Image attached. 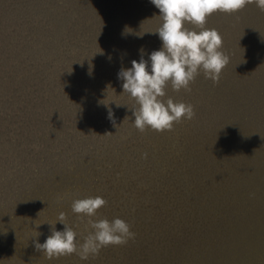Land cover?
<instances>
[{"label":"water","instance_id":"water-1","mask_svg":"<svg viewBox=\"0 0 264 264\" xmlns=\"http://www.w3.org/2000/svg\"><path fill=\"white\" fill-rule=\"evenodd\" d=\"M102 1L0 0L2 34L7 27L22 32L32 26V21H45L47 27L38 34L37 40H17V36L16 41L9 40V53L15 60L33 61L39 66L40 73L36 76L48 85L49 99L55 104L51 117L54 124L70 125L76 135L82 137L87 133L88 137H93L91 147L81 140L83 151L79 158L74 156L63 164L52 160L44 164L51 170L46 167L47 172L40 181L38 176L32 178L35 177L29 173L32 169L25 171L21 157L14 158V150L4 154L7 148L0 144V233L9 242L19 240L20 235L25 236L29 224L34 228L31 220L36 216L32 214L37 212L39 195L46 196L44 203L53 211L55 200L61 199L68 184L74 182L78 187V183L82 185L95 174L99 165L105 169L120 160L114 185L122 189L121 193L128 189L131 207L128 206L125 214L135 234L129 242L143 245L154 238L151 248L159 251L154 256V249H137L138 256L140 250L145 254L140 264L239 262L237 253L226 240L228 224L225 220L245 214L238 205L239 192L255 196L245 202L250 205L249 213L257 212L263 203V190L246 183L245 179L255 175L257 163L264 165V125L257 122L264 121V11L253 3L232 14L217 11L209 16L218 20L206 22L204 27L222 32V51L229 56L231 68L225 67L218 84L203 76L206 83H192L191 91L176 92L168 87L172 92L167 90L165 99L171 97L174 102L193 105L194 117L174 124L171 131L156 132L147 128L141 132L134 126L130 102L135 101L128 93L120 91L123 81L117 74L120 67L130 68L133 59L139 61L140 53L135 47L146 45V60L152 51L161 48L162 42L156 34L148 33L156 31L162 23L159 9L151 0H104L103 4ZM116 1L128 8L134 6V12H127V17L134 22L123 21L119 30L108 24V32L101 34L99 24L108 18L122 21L115 8ZM99 10L104 17L98 14ZM228 17L238 20H226ZM142 18H151L149 26L141 24ZM188 27L194 26L189 24ZM83 29H89L90 47L109 55L99 63L76 65L67 78L59 76V66L65 63L64 58L73 48L69 45L70 38ZM112 34L118 35L119 42ZM121 40L124 42L120 43ZM58 85L54 91V86ZM259 97L262 106L256 104ZM116 103L125 107L120 109ZM109 110L116 126L108 118ZM126 141L134 144V153L125 149ZM26 146H21L23 152ZM16 151L19 155L18 149ZM9 156L10 162H5ZM55 165L59 170H55ZM256 176L264 178V172ZM150 199L155 203L154 214L147 204ZM22 207L23 211L29 210L30 217L20 211ZM66 212L69 216V207ZM246 214L243 215L245 220L238 223L244 231L248 227ZM263 227L261 225L260 229ZM83 235H87L85 231ZM186 236L181 243L183 249L178 250L173 243ZM240 245L239 250L253 252L255 260L264 264L263 246L260 254L255 252L244 234ZM115 247L110 253L116 260L133 264L131 260H124L126 249L132 247H124V244Z\"/></svg>","mask_w":264,"mask_h":264},{"label":"rangeland","instance_id":"rangeland-1","mask_svg":"<svg viewBox=\"0 0 264 264\" xmlns=\"http://www.w3.org/2000/svg\"><path fill=\"white\" fill-rule=\"evenodd\" d=\"M133 7H129L128 11H119L118 17L122 21L134 22L131 18L127 17V12L134 10ZM98 14L100 16L103 15L101 10L98 11ZM107 20L110 19L108 18ZM104 25V23L101 24V26ZM28 27V29L22 32H19L17 29L13 30L10 27L5 28L6 30L3 34L0 31V144H4L7 148L4 154L14 150V158L21 157L25 171L32 169V172H29L32 176L35 175L32 178L36 179V176H38L37 179L40 181L43 174L47 172L45 168L47 167L49 172L51 170L50 167H45L44 164H49L51 160L63 164L64 161H68L74 156L79 158L80 152L83 151L81 140L85 145H90L93 137H88L87 133H83L82 137L79 134L76 135V131L70 125L64 124L61 127L55 125L56 122L51 118L55 104H52L51 99H49L48 85L41 83V80L36 76L40 73L39 66L35 65L33 61L29 63L21 59L15 60L9 53V40L16 41V39L22 40L23 38H32V41L34 39L37 40L38 34L44 31L43 28L47 27V24L44 20L39 19L38 21H32V26ZM88 30L83 29L79 34L76 33L75 36L70 38L69 45L73 48L68 57L64 58L65 63L59 66V76L67 78L71 76L76 65L81 66L90 62L99 63L109 55L107 52L104 53L99 49L90 47ZM15 36H17L16 39ZM46 81L47 79L44 82ZM59 86H54V91ZM126 143L125 149L131 152V154L134 153V144L130 141H126L124 144ZM25 145L28 146L24 148L25 152H23L21 146ZM16 149H18L19 155ZM67 154L70 156L66 157ZM126 155L128 154L126 153ZM4 161L10 162V156L4 159ZM4 161L3 163H5ZM119 163L120 160L115 165L108 164L110 167H106L105 169L99 165L95 174H91L88 181H84L82 185L78 183V187H76L74 182L68 184L65 190H63V195L60 196L61 199L55 200L54 206L56 208L53 211L49 210L46 203H44V197L46 196L39 195L41 199L36 205L37 212L32 214L33 216L36 215L31 220L33 221V229L30 228L32 223L29 224L25 236L20 235V239L17 241L11 239L12 242L7 241L4 234L0 233V264H94V260L101 254V257L96 261L97 264L99 262L101 264H122V261L116 260L113 257L114 255L112 256L110 253L113 251L115 245L102 248L98 255L90 256L86 261L81 260L76 254L49 260L43 252L38 253L35 247L36 242L42 244L51 235V226L47 222L54 223L60 213L67 214L66 210L68 211V207L69 216L66 215V223L75 228L78 233L77 240L82 242L83 231L86 234L88 231L86 227L87 218H84L82 221L71 209L73 200L78 198L102 196L107 200V204L98 210V214L94 219L107 218L111 221L119 217L130 225V230L132 231L131 220L127 219V214H125L128 206L131 207L127 195L128 189L121 193L122 189L114 185L115 176L118 175ZM9 169L10 167L6 168V170ZM52 169H54L53 166ZM55 170H59L58 165H55ZM66 202H68L67 205H65ZM147 204L153 213L154 200H148ZM20 211L24 212L28 217L31 216L28 215L29 210L23 211V207ZM38 224L40 225L37 226ZM10 227L12 228V226ZM55 228L62 231L64 225L57 221ZM38 233H40L39 236H37ZM129 240L124 244V247H132V249H126L125 253L127 255L124 260L126 259L125 262L131 260L133 264H138L135 262V259L139 258L141 261L142 255L138 256L136 254L139 252L137 249L144 248L149 250L153 245L154 238L145 241L143 245L129 242Z\"/></svg>","mask_w":264,"mask_h":264},{"label":"clouds","instance_id":"clouds-1","mask_svg":"<svg viewBox=\"0 0 264 264\" xmlns=\"http://www.w3.org/2000/svg\"><path fill=\"white\" fill-rule=\"evenodd\" d=\"M151 3L159 9L162 23L156 31L148 33L158 34L162 46L152 51L147 60L141 48L139 61L133 59L131 67L122 68L117 76L123 81V92L135 101L131 108L134 126L141 132L147 128L165 132L195 115L193 105L174 102L171 97L165 99L168 87L176 92L191 91L190 85L201 73L218 84L222 70L230 62L222 51V35L215 28L204 27L207 18L217 11L232 14L253 3L264 11V0H151ZM189 24L194 27L189 28ZM108 118L116 126L111 110ZM106 204L107 200L99 195L73 200L72 212L82 221L87 218L88 231L82 242L77 240L75 228L66 223V214L60 213L54 223L47 222L51 235L42 244L36 242V249L49 260L76 254L86 261L104 247L127 243L135 234L125 220L94 219ZM57 221L64 225L62 231L56 230Z\"/></svg>","mask_w":264,"mask_h":264},{"label":"trees","instance_id":"trees-1","mask_svg":"<svg viewBox=\"0 0 264 264\" xmlns=\"http://www.w3.org/2000/svg\"><path fill=\"white\" fill-rule=\"evenodd\" d=\"M103 2H104V0L102 1V4H103ZM115 8L118 11H121V10L128 11V6L127 5H125V4L122 5L120 2H117V1H116ZM131 11L134 12V10H131ZM102 16L104 17V15H102ZM150 20H151V18H142L141 19V24L144 25V26H149V23L151 22ZM106 22H104V24H105L104 26H101V24H99L98 31L101 34H103V33L105 34L106 32H108V28H107L108 24H112V26H114V28H116V30H119V29H121L123 27L122 26L123 25V21H117V20L116 21L115 20H111L110 21V20H106ZM107 35H108V33H107ZM156 36H157V38H159L158 34H156ZM112 37H113L114 40H116L117 42H119V38H118V35L117 34L116 35L115 34L114 35L112 34ZM122 42H124V41L121 40L120 43H122ZM144 46H146V45H144ZM144 46H139V47H135V48L140 53V49L141 48L144 49ZM103 65H105V64H103ZM227 66L230 69L231 66H232V62L230 61ZM121 68H125V67H120V68H118V70L120 71ZM224 70H225V68L222 70V72L220 74V77L224 73ZM74 76H76V74H74ZM203 76L204 75H202L200 77H197L193 83L194 84H197V81L198 82H201L202 84L206 83V80L204 79ZM201 77H203V78H201ZM169 87H171V86H169ZM215 87L217 88V86H215ZM167 90H169V89H167ZM120 91L122 93H124V94L126 93V92H123L122 87L120 88ZM169 91H171V90H169ZM130 103H131L132 106L135 105V103L133 101H131ZM261 103H262V100L260 99V97L257 98L256 99V104L258 106H262ZM124 105L125 104H122V105L118 106V108L122 109V108L125 107ZM129 107L130 106L128 105V108ZM235 118H237V117L235 116ZM257 122H259L260 124H263L264 125V121H261L260 120V121H257ZM257 164L258 165L255 167V169L257 170L256 173L258 174V173L264 172V165H262L260 163H257ZM245 170H247L246 172H248V168L247 167H245ZM256 173H255L254 176H250L248 179L246 178L245 179V182L248 183V184L257 185L258 188H260L261 190H263V193L261 195L262 196V201H263L262 206L261 207L259 206L260 209L257 212L249 213L250 212V205L248 203L245 204V202L250 201L251 198L253 200L255 198V196L252 197L250 194L243 195L241 192H239L240 199L238 197V200H237L238 201V205H239L240 208H242V210L245 212V214L246 213H249V214H246V218L248 220V227H247V230L244 231V230H241V224L238 225V223L245 218V216L243 217V215H245L243 213H240L239 214L240 218H237L236 216H231V217H229V219H226L225 220V222L228 224L227 233H226L227 236H228V238L226 240H228V245H229V247L230 246L232 247V250L234 251V253H237V256L239 258V262L232 263V262H229V260H228V262L226 261V262H224V264H240V263H242V264H259L258 260H255V256H254L255 254L253 252L248 251V250L247 251L239 250L240 247H241L240 243H241V239L243 237V234L247 237V240H250V242L252 244V247H253V249H254L255 252H257V253L260 254L261 247L262 246L264 247V227H263V229H260V226L261 225L264 226V178H260V176L257 177L256 176L257 175ZM161 180H163V179H161ZM164 182L168 183L169 180L168 179H164ZM155 198L156 199H161L160 196H156ZM162 202H163V200H162ZM261 215L263 216L262 220L260 219ZM198 221H199V219H198ZM233 222H236V225L235 224L233 225ZM211 224H212V221H211ZM180 239L181 240L178 241V242L175 241L176 244L173 243L178 250L183 249V246H182L181 243L183 242V240L187 239V236L184 239H182V238H180ZM150 249H154V250H152L153 251V254H154V256H157V254L159 253V251H157L155 248H151V247H150ZM140 254L142 255L141 258L143 260L145 258V254H143V252H141V250H140ZM230 255H232V253ZM135 262L138 263V264L141 263L140 260H139V258H136L135 259ZM159 264H162V263H159ZM211 264H218V263L217 262H215V263L213 262Z\"/></svg>","mask_w":264,"mask_h":264},{"label":"flooded vegetation","instance_id":"flooded-vegetation-1","mask_svg":"<svg viewBox=\"0 0 264 264\" xmlns=\"http://www.w3.org/2000/svg\"><path fill=\"white\" fill-rule=\"evenodd\" d=\"M215 20H218V19H216V18H214V17H208L207 18V21L206 22H214ZM226 20H233V21H236V20H238V18H236V17H231V18H227ZM240 20V19H239ZM256 20H258V18H256ZM220 33V32H219ZM222 33V32H221ZM220 33V34H221ZM224 33V32H223ZM224 35V34H223ZM240 35H245V33H241Z\"/></svg>","mask_w":264,"mask_h":264}]
</instances>
